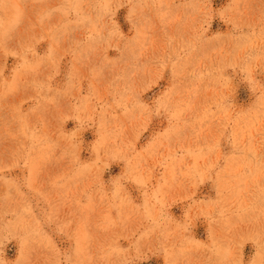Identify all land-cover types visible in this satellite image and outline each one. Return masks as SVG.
<instances>
[{
    "label": "rangeland",
    "instance_id": "1",
    "mask_svg": "<svg viewBox=\"0 0 264 264\" xmlns=\"http://www.w3.org/2000/svg\"><path fill=\"white\" fill-rule=\"evenodd\" d=\"M0 264H264V0H0Z\"/></svg>",
    "mask_w": 264,
    "mask_h": 264
}]
</instances>
